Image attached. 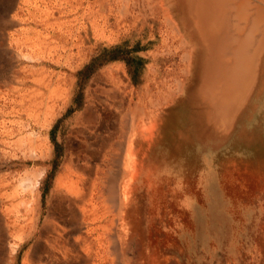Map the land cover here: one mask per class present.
Instances as JSON below:
<instances>
[{
	"label": "rangeland",
	"instance_id": "rangeland-1",
	"mask_svg": "<svg viewBox=\"0 0 264 264\" xmlns=\"http://www.w3.org/2000/svg\"><path fill=\"white\" fill-rule=\"evenodd\" d=\"M109 171V0H0V264H264V176L120 184L118 221Z\"/></svg>",
	"mask_w": 264,
	"mask_h": 264
},
{
	"label": "bare ground",
	"instance_id": "bare-ground-1",
	"mask_svg": "<svg viewBox=\"0 0 264 264\" xmlns=\"http://www.w3.org/2000/svg\"><path fill=\"white\" fill-rule=\"evenodd\" d=\"M208 164L221 178L264 176V0H109L107 196L118 221L120 184L139 180L178 204L172 193L204 183Z\"/></svg>",
	"mask_w": 264,
	"mask_h": 264
},
{
	"label": "crops",
	"instance_id": "crops-1",
	"mask_svg": "<svg viewBox=\"0 0 264 264\" xmlns=\"http://www.w3.org/2000/svg\"><path fill=\"white\" fill-rule=\"evenodd\" d=\"M107 178H108V176H107ZM107 178H105V179H107ZM88 206H89V205H88ZM99 207H100V206H98V208H99ZM99 211H100V210L98 209V214H100ZM95 212H96V210H95ZM101 213H102V212H101Z\"/></svg>",
	"mask_w": 264,
	"mask_h": 264
}]
</instances>
